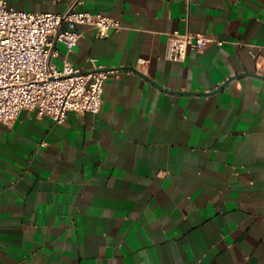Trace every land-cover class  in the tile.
Listing matches in <instances>:
<instances>
[{"label":"crops","instance_id":"0c3cea01","mask_svg":"<svg viewBox=\"0 0 264 264\" xmlns=\"http://www.w3.org/2000/svg\"><path fill=\"white\" fill-rule=\"evenodd\" d=\"M71 0H0L63 12ZM98 113L0 124V264H264V0H84ZM215 39L184 61L169 34ZM223 41L219 44L218 41ZM61 67L66 48L58 44Z\"/></svg>","mask_w":264,"mask_h":264},{"label":"built area","instance_id":"2783aa9c","mask_svg":"<svg viewBox=\"0 0 264 264\" xmlns=\"http://www.w3.org/2000/svg\"><path fill=\"white\" fill-rule=\"evenodd\" d=\"M84 0H71L63 12H30L0 4V124L13 123L24 109L36 110L55 123L66 121L70 112L98 113L103 104L104 84L118 70L98 65L92 69L72 64L86 25L106 38L123 28L121 20L77 7ZM215 39L203 33L173 31L166 58L184 61L190 49L204 51ZM219 44L223 41L219 40ZM58 44L66 48L60 67Z\"/></svg>","mask_w":264,"mask_h":264}]
</instances>
